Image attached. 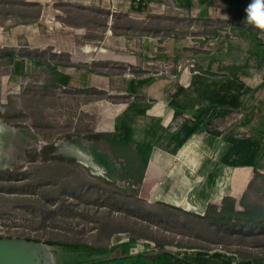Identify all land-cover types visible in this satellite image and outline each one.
Segmentation results:
<instances>
[{
    "label": "crops",
    "instance_id": "1",
    "mask_svg": "<svg viewBox=\"0 0 264 264\" xmlns=\"http://www.w3.org/2000/svg\"><path fill=\"white\" fill-rule=\"evenodd\" d=\"M26 1L54 2L46 29L38 14L26 30L38 67L47 52L49 87L96 106L91 136L55 142L53 156L140 196L158 169L148 203L220 221L229 198L237 216L264 179V32L244 22L251 0Z\"/></svg>",
    "mask_w": 264,
    "mask_h": 264
},
{
    "label": "rangeland",
    "instance_id": "2",
    "mask_svg": "<svg viewBox=\"0 0 264 264\" xmlns=\"http://www.w3.org/2000/svg\"><path fill=\"white\" fill-rule=\"evenodd\" d=\"M64 3L57 0L55 5L64 10ZM53 5L0 0V239L43 249L50 243L85 244L108 249L109 257L156 251L163 244L196 264H220L218 259L225 264H252L241 258L264 261V237L249 239L240 229V221L247 219L243 209L233 232L209 230L204 226L214 222L213 214L201 225L178 208L148 203L137 187L108 183L53 156L55 142L91 134L96 110L90 96L49 87L46 51L40 58L45 65L38 67L33 61L26 30L30 32L38 14L46 29L52 19L46 7ZM57 14L65 20L63 12ZM244 202L264 209V179L252 182ZM39 250L33 251L36 257ZM88 253V248L79 254L68 248L63 260L81 263L91 256ZM53 258L57 262L56 252Z\"/></svg>",
    "mask_w": 264,
    "mask_h": 264
},
{
    "label": "trees",
    "instance_id": "3",
    "mask_svg": "<svg viewBox=\"0 0 264 264\" xmlns=\"http://www.w3.org/2000/svg\"><path fill=\"white\" fill-rule=\"evenodd\" d=\"M264 134V131H263ZM91 136V135H89ZM254 163H252L253 165ZM157 172L158 169L154 171V177L146 176L145 184L141 193V197L147 198V191L149 187L153 184V182L157 179ZM148 173V172H147ZM256 177V175H255ZM235 195L237 193L235 192ZM212 206L218 207L219 204L212 203ZM240 206L243 208L247 219L245 221H240L242 224L241 230H243L246 235V238L252 239L256 236H263L264 237V209H261L257 206L247 205L244 202V199L240 201ZM179 211H182L178 209ZM184 212V211H183ZM189 215H192L198 219L199 224H203L204 220L207 221L209 217L208 214H204L203 216H198L194 212H186ZM222 220H214L212 224L208 223L209 225L204 226V228L211 230V227L214 229L224 230L226 232H230L236 226L238 221H235L236 215L234 214V201L226 198L223 201V209L221 213ZM197 222V223H198ZM239 222V223H240ZM255 227L261 228L259 232L254 231ZM233 232V231H231ZM230 232V233H231ZM51 245V246H49ZM68 248H73L77 254L81 252V250H85L88 248L90 256L87 261H82L81 263L76 264H193L191 261L186 259L180 258L174 253L166 251L164 249L163 244H159V251L155 254L152 252L149 253L148 251L144 253H138L135 255H129L124 257H109V251L103 248H91L85 244H56L50 243L45 245L44 255L41 257L42 264H67L64 262L65 258V250ZM61 249V250H60ZM61 251V252H60ZM57 253V262L54 261L53 253ZM152 254V258H149L148 255ZM242 261L247 260L246 258H241ZM250 260V259H249ZM252 264H264V261L258 259H251Z\"/></svg>",
    "mask_w": 264,
    "mask_h": 264
},
{
    "label": "water",
    "instance_id": "4",
    "mask_svg": "<svg viewBox=\"0 0 264 264\" xmlns=\"http://www.w3.org/2000/svg\"><path fill=\"white\" fill-rule=\"evenodd\" d=\"M28 243L16 239H0V264H42L41 258L26 247Z\"/></svg>",
    "mask_w": 264,
    "mask_h": 264
},
{
    "label": "clouds",
    "instance_id": "5",
    "mask_svg": "<svg viewBox=\"0 0 264 264\" xmlns=\"http://www.w3.org/2000/svg\"><path fill=\"white\" fill-rule=\"evenodd\" d=\"M244 22L264 32V0H251L245 9Z\"/></svg>",
    "mask_w": 264,
    "mask_h": 264
},
{
    "label": "bare ground",
    "instance_id": "6",
    "mask_svg": "<svg viewBox=\"0 0 264 264\" xmlns=\"http://www.w3.org/2000/svg\"><path fill=\"white\" fill-rule=\"evenodd\" d=\"M61 144V143H60ZM77 154V153H76ZM79 155V154H78ZM84 157V156H83ZM81 158V157H80ZM98 158V157H97ZM99 161V160H98ZM103 163V162H102ZM106 163V162H105ZM101 164V163H100ZM103 166V165H102ZM104 169L106 170V168L104 167ZM111 170H112V168H111ZM116 172V171H115ZM106 175V174H105ZM107 175H108V173H107ZM103 176V175H102ZM101 176V177H102ZM105 178L106 179H108L106 176H105ZM27 243V242H26ZM26 247H28L29 249H31L32 251H34V250H39V257L41 258V257H43V255H44V249L43 248H41L40 247V245L39 244H34V243H28V244H26Z\"/></svg>",
    "mask_w": 264,
    "mask_h": 264
},
{
    "label": "built area",
    "instance_id": "7",
    "mask_svg": "<svg viewBox=\"0 0 264 264\" xmlns=\"http://www.w3.org/2000/svg\"><path fill=\"white\" fill-rule=\"evenodd\" d=\"M166 65L164 66V71L166 70ZM85 166H87L85 163H84ZM91 175H99V173H97L95 170H92L90 171ZM120 186H130V187H133L129 182H124L122 181L120 184Z\"/></svg>",
    "mask_w": 264,
    "mask_h": 264
}]
</instances>
